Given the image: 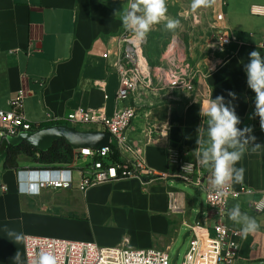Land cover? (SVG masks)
Wrapping results in <instances>:
<instances>
[{
    "label": "crops",
    "instance_id": "crops-1",
    "mask_svg": "<svg viewBox=\"0 0 264 264\" xmlns=\"http://www.w3.org/2000/svg\"><path fill=\"white\" fill-rule=\"evenodd\" d=\"M124 2L0 0V108L8 109L9 100L22 91L23 113L28 121L47 127L57 125L60 120L61 125L72 126L65 115L74 109L104 106L110 114L133 101L137 103V114L125 131L127 149L122 157L137 156L155 173L146 182L131 177L85 190L57 189L58 199L47 201L50 188H42L38 194L20 192L17 171L21 169L3 170L0 165V181L6 188L0 190V264H15L12 258L17 250L25 264L23 240L13 242L5 229L23 236H55L94 241L101 246L125 241L135 248L164 249L167 254L177 239L187 238L189 243V223L201 220L212 234L216 218L206 205L203 187L185 181L186 176H198L208 183L210 177V170L198 164L195 150L196 129L202 123L199 104L211 89L212 98L223 95L226 101L231 99L229 91L236 93L233 104L241 119L238 127L251 126L256 143L264 145L259 118H249L254 112L255 93L247 86L244 71L251 51L264 56L261 48L264 16L249 11L253 4L264 5V0H218L217 5L206 8L212 20L215 12L223 14L219 24L234 38L222 45L212 30V41L201 47L211 59L209 63L199 62L193 91L163 88L155 94L116 102L113 96L117 77L101 53L110 37L124 30L121 24ZM94 80L106 82L107 99L93 85ZM21 160L23 157L20 164ZM236 167L245 170L244 178L231 186L234 189L244 186L249 191L227 199L223 222L241 231V225L228 215L239 204L241 211L260 225L247 237L241 233L237 253L240 257H236L234 264H242L241 261L248 260L247 253L251 256L256 246L264 245V211L254 212L250 208L251 202L264 191V147L256 152L249 147ZM159 174L165 176L161 178ZM176 182L192 186L198 195L192 197L178 190L172 185ZM170 191L175 198L174 210L168 208ZM46 203L60 212L45 213ZM245 243H249V252L240 249Z\"/></svg>",
    "mask_w": 264,
    "mask_h": 264
},
{
    "label": "built area",
    "instance_id": "built-area-1",
    "mask_svg": "<svg viewBox=\"0 0 264 264\" xmlns=\"http://www.w3.org/2000/svg\"><path fill=\"white\" fill-rule=\"evenodd\" d=\"M249 11L255 16H264V5L253 4ZM212 30L215 31L220 43L227 44L234 37L220 26L223 14L215 12L212 20ZM142 40H138L125 30L110 37L108 46L101 53V57L109 60L110 67L117 77L114 92V101L123 102L132 98L145 96L146 93L155 94L160 89L180 90L191 92L195 87L198 70L192 74L186 69H179L171 65L167 70L157 71L153 74L147 60L140 54ZM261 48L264 51V35ZM93 85L108 98L106 82L94 80ZM23 92L18 91L8 102V109L0 108V145L8 144L9 139L21 132H34L39 124L28 121L23 113ZM137 114V103L133 101L115 109L108 114L105 107L98 109L77 108L65 115V120L71 124L99 125L102 131L110 134L107 147L93 149L90 147L73 149L72 158L90 157L91 161L83 168H76L70 162L63 166L24 168L17 171L18 191L38 194L42 188L85 190L88 187L113 182L124 178L140 177L143 182L153 177V170L145 166L142 159L122 157L126 151L125 131ZM74 127V126H73ZM120 153L118 160L103 163L95 159L99 156L107 157L112 150ZM172 161L174 157H171ZM33 178H27V177ZM162 178L165 174H159ZM148 179V180H147ZM185 181L195 186H202L206 205L210 213L215 216L212 225V234L201 220L187 224L191 239L182 257L181 264H234L236 259L241 231L227 226L223 219L226 215V202L229 197H237L249 189L241 186L234 189L230 186L227 194L220 196L211 192L208 183H203L198 176L185 177ZM0 181V190L5 191ZM168 208H176L173 193L168 192ZM250 208L254 212L264 211V191L260 197L251 202ZM23 249L25 264L28 257L40 249L51 250L59 257V264H169L167 251L160 248H135L122 244L115 246H101L94 241L70 240L55 236H40L25 234L23 236Z\"/></svg>",
    "mask_w": 264,
    "mask_h": 264
},
{
    "label": "clouds",
    "instance_id": "clouds-1",
    "mask_svg": "<svg viewBox=\"0 0 264 264\" xmlns=\"http://www.w3.org/2000/svg\"><path fill=\"white\" fill-rule=\"evenodd\" d=\"M217 3L218 0H190V10L195 13L202 8L214 7ZM126 5L121 11L122 27L138 40L146 39L152 27L162 22L165 29L173 33L180 26L179 20L168 16L167 0H127ZM244 71L247 76V86L255 93L254 112L249 118L258 117L260 128L264 131V56H261L259 51H251ZM228 96L231 99L227 101L223 95L212 98L211 89L210 94L199 104L202 123L196 129L197 162L210 170L209 190L220 196L226 195L233 183L243 181L245 170L242 167L237 168L236 164L249 147L252 152L264 147L256 143L251 126L238 127L241 119L233 104L237 98L236 93L229 91ZM205 145L207 147H204ZM228 215L234 223L241 225V233L244 237L260 228L254 217L241 211L239 204H236ZM5 231L15 243L23 240L22 234L10 229ZM12 259L15 264H23L19 250ZM27 264H59V257L51 250L40 249L28 257Z\"/></svg>",
    "mask_w": 264,
    "mask_h": 264
},
{
    "label": "rangeland",
    "instance_id": "rangeland-1",
    "mask_svg": "<svg viewBox=\"0 0 264 264\" xmlns=\"http://www.w3.org/2000/svg\"><path fill=\"white\" fill-rule=\"evenodd\" d=\"M126 2L127 0L124 2V7L127 6ZM167 7L168 16L179 20L180 26L173 33L165 29L163 22L154 25L146 39L142 40L140 54L147 60L153 74L157 71L167 70L172 64L178 66L179 69L184 68L193 74L197 66H199L200 61L205 60L206 63H209L208 60L211 59L209 52H203L201 47L209 45L208 43L212 41L210 36L212 32L211 24L213 22L211 19L212 14L206 8L199 9L195 13L191 12L190 0H167ZM69 125L77 129L102 128L99 125L88 126L71 123H69ZM73 159L74 158H72L70 162L74 161L76 168H83L91 161L90 157H78L75 160ZM21 164L26 165L24 168L31 165L29 160L25 157L21 160ZM172 185L178 190L188 193L192 197L198 195L192 186L183 182H176ZM47 191L50 192L46 195L47 201L58 199L56 195L57 189L50 188ZM72 200L73 198H70V201ZM46 206L48 207V210L45 211L47 214L60 212L59 210L55 211L53 205L46 203ZM187 244V238L184 240L182 238L176 240L168 251L169 264H181L182 257L187 249ZM240 249L249 252V243L243 244ZM254 250L255 252L251 256L247 253L245 259L248 260L241 261L242 264H261L258 262L261 260L264 261V245L260 244V246L258 248L256 246ZM236 257H240V254Z\"/></svg>",
    "mask_w": 264,
    "mask_h": 264
},
{
    "label": "trees",
    "instance_id": "trees-1",
    "mask_svg": "<svg viewBox=\"0 0 264 264\" xmlns=\"http://www.w3.org/2000/svg\"><path fill=\"white\" fill-rule=\"evenodd\" d=\"M57 125H61L62 121H56ZM45 126L44 124L39 127ZM73 148L66 144L64 140H56L46 150H40L36 147L29 145L27 142H20L16 145L6 144L3 152L0 154V165L3 170L5 169H22L23 166L19 163L21 157H25L31 163L30 168L40 167H56L63 166L72 160ZM120 153L116 150H112L110 154L105 157H95L103 163L118 160Z\"/></svg>",
    "mask_w": 264,
    "mask_h": 264
},
{
    "label": "water",
    "instance_id": "water-1",
    "mask_svg": "<svg viewBox=\"0 0 264 264\" xmlns=\"http://www.w3.org/2000/svg\"><path fill=\"white\" fill-rule=\"evenodd\" d=\"M60 139L73 149L84 147L99 149L109 145L110 134L102 130L81 131L73 126L54 125L39 128L34 132H21L10 138L8 144L16 145L24 141L40 150H46L54 141ZM5 146L6 144L0 145V154Z\"/></svg>",
    "mask_w": 264,
    "mask_h": 264
},
{
    "label": "bare ground",
    "instance_id": "bare-ground-1",
    "mask_svg": "<svg viewBox=\"0 0 264 264\" xmlns=\"http://www.w3.org/2000/svg\"><path fill=\"white\" fill-rule=\"evenodd\" d=\"M33 177H34V176H32V177L30 176V177H27V178H33Z\"/></svg>",
    "mask_w": 264,
    "mask_h": 264
}]
</instances>
